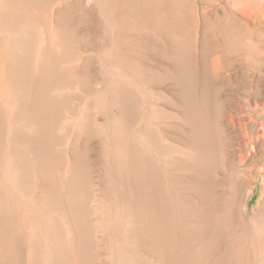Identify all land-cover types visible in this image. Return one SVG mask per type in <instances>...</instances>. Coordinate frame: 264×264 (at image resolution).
<instances>
[{
	"label": "rangeland",
	"instance_id": "rangeland-1",
	"mask_svg": "<svg viewBox=\"0 0 264 264\" xmlns=\"http://www.w3.org/2000/svg\"><path fill=\"white\" fill-rule=\"evenodd\" d=\"M200 1L153 0L144 18L117 0H0V264H208L190 219L197 203L184 199L192 193L163 177L174 210L163 222L172 228L151 215L136 123L121 111L138 107L136 38L165 18L194 21ZM232 34L228 50L246 37ZM146 151L157 162L155 149ZM253 186L252 214L264 175Z\"/></svg>",
	"mask_w": 264,
	"mask_h": 264
},
{
	"label": "bare ground",
	"instance_id": "bare-ground-1",
	"mask_svg": "<svg viewBox=\"0 0 264 264\" xmlns=\"http://www.w3.org/2000/svg\"><path fill=\"white\" fill-rule=\"evenodd\" d=\"M117 1L144 18L145 5L153 2ZM165 1L159 0L160 5ZM198 10L201 16L192 22L165 18L152 36L135 40L138 107L124 104L121 111L136 123L138 180L142 192L151 189V215L168 230L172 227L163 219L174 210L161 179L171 178L172 187L176 182L181 188L170 189L195 195L183 198L198 204V211L192 205L190 219H195L208 264H229L231 259L232 264H264V201L252 214L247 198L264 175V0H201ZM235 32L246 37L238 49L228 50ZM190 35L189 43L183 36ZM15 73L21 70L13 67ZM150 109L156 115L153 111L149 118ZM128 128L125 123L124 130ZM33 143L35 149L41 145ZM146 149H155L157 162L146 157ZM164 238L173 243L170 234Z\"/></svg>",
	"mask_w": 264,
	"mask_h": 264
}]
</instances>
